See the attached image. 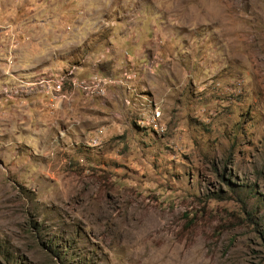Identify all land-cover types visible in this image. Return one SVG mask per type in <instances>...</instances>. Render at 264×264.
Instances as JSON below:
<instances>
[{
	"label": "rangeland",
	"instance_id": "rangeland-1",
	"mask_svg": "<svg viewBox=\"0 0 264 264\" xmlns=\"http://www.w3.org/2000/svg\"><path fill=\"white\" fill-rule=\"evenodd\" d=\"M0 264H264V0H0Z\"/></svg>",
	"mask_w": 264,
	"mask_h": 264
},
{
	"label": "built area",
	"instance_id": "built-area-1",
	"mask_svg": "<svg viewBox=\"0 0 264 264\" xmlns=\"http://www.w3.org/2000/svg\"><path fill=\"white\" fill-rule=\"evenodd\" d=\"M11 46H14V44ZM136 77L137 72L134 67L124 65L113 74L94 73L93 75L80 80L79 78L73 77L71 85L73 91L83 99L90 101L102 99L108 102H113L115 107L118 105L129 114L128 110L130 109H127V107L141 102L138 98L140 94L135 88ZM61 86L62 83H56L52 88L59 91L56 97L64 100L67 98V95L61 91ZM112 91H114V93H112ZM117 112L118 111L115 112L116 115H118ZM160 119L161 110L157 105L151 106L148 115L143 116V113H139L135 118L136 122H139L140 125L149 127L156 132L164 129ZM92 141L95 144L98 143L97 138H92Z\"/></svg>",
	"mask_w": 264,
	"mask_h": 264
},
{
	"label": "crops",
	"instance_id": "crops-1",
	"mask_svg": "<svg viewBox=\"0 0 264 264\" xmlns=\"http://www.w3.org/2000/svg\"><path fill=\"white\" fill-rule=\"evenodd\" d=\"M35 21L36 20H34V23H35ZM42 23L45 25V20H42ZM34 42H32V43H30V44H28L27 45V47H26V49H25V52L23 53V54H21L22 52H19L18 50H13L14 52V54H15V57H17V56H19L20 58H22L23 60H21L22 62H24V61H26V62H28V60H29V58H28V56L29 55H27L26 54V50L28 51V48H30L31 47V53H33L34 51L36 52V55L34 56L35 58H44L43 56H46V57H48L47 55H46V52L48 51V49H52V51H54L55 50V48H56V46H57V50H59V48L61 47L60 46V44H56V43H54V44H56V46H54L53 47V44H48V42H46L45 44H43V46L42 47H37V45H36V47L35 46H33L34 44H33ZM22 44V43H21ZM16 47L15 48H17V46H19V41H17V43H16V45H15ZM64 46H65V41H64ZM66 50V49H65ZM16 51V52H15ZM45 59H47V58H45ZM60 62H64L63 60H59ZM38 62H36V64H37ZM19 64H21V63H16V65L17 66H19ZM64 64V63H63ZM22 65V64H21ZM26 65H27V63H26ZM42 66H41V68H39L38 69V74H44V73H46V71L48 70V69H44L45 67H47L48 66V64L47 63H42L41 64ZM38 67V66H37ZM77 68H78V66H77ZM22 69H28L27 71H32V72H35L34 70H32V69H30V67H22ZM80 69V68H79ZM83 69V68H82ZM80 72V74H82V71H79ZM107 73V72H106ZM35 74H37V73H35ZM91 74V72H88V75H90ZM41 81L40 82H43V80H44V78H42V79H40ZM34 83H36V82H34ZM144 90V89H143ZM38 91H40V92H43L44 94L46 93V92H48L49 90L47 89V86L45 87L44 85H43V87H39V89H38ZM51 91H52V89H51ZM112 93H114V91H112ZM35 94H37V93H33V94H29L30 95V97L31 98H35ZM81 97V96H80ZM34 100H37V98H35ZM86 101H88V105L89 106H92V108H97L98 110H100L101 112H103V113H107L108 111H112L113 110V105H109L110 103L108 102V101H105V100H102V99H97V100H93V101H90V100H86ZM114 104V103H113Z\"/></svg>",
	"mask_w": 264,
	"mask_h": 264
}]
</instances>
